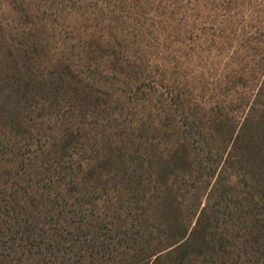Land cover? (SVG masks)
I'll return each instance as SVG.
<instances>
[{"label":"trees","instance_id":"1","mask_svg":"<svg viewBox=\"0 0 264 264\" xmlns=\"http://www.w3.org/2000/svg\"><path fill=\"white\" fill-rule=\"evenodd\" d=\"M0 264H264V0H0Z\"/></svg>","mask_w":264,"mask_h":264}]
</instances>
